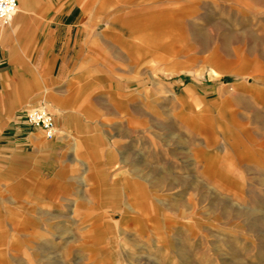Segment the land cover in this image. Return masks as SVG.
<instances>
[{
  "label": "rangeland",
  "instance_id": "rangeland-1",
  "mask_svg": "<svg viewBox=\"0 0 264 264\" xmlns=\"http://www.w3.org/2000/svg\"><path fill=\"white\" fill-rule=\"evenodd\" d=\"M79 4L51 51L94 77L50 83L68 136L42 83L0 103V264H264V0Z\"/></svg>",
  "mask_w": 264,
  "mask_h": 264
},
{
  "label": "crops",
  "instance_id": "crops-1",
  "mask_svg": "<svg viewBox=\"0 0 264 264\" xmlns=\"http://www.w3.org/2000/svg\"><path fill=\"white\" fill-rule=\"evenodd\" d=\"M80 1L19 0V7L12 21L9 24L0 23V83L2 84L0 103L4 105L1 106L4 119L28 98L34 97V94L28 95L26 92L29 90L28 84L42 83L46 87L42 101L48 102L58 120H64L60 132L62 136H68L66 130L72 129L73 126L67 121L71 117V112L64 100L66 96L48 92L50 83L54 81L76 83L82 80L89 81L94 77L90 70V61L87 60L88 58H82L74 65L71 78L64 79L63 76L55 78L52 74L54 67L59 65V58L51 51L62 28L65 27L66 33H69L82 23L85 13L80 8ZM63 43L67 44L66 38ZM64 86L67 91V85ZM48 109L52 113L49 107Z\"/></svg>",
  "mask_w": 264,
  "mask_h": 264
},
{
  "label": "built area",
  "instance_id": "built-area-1",
  "mask_svg": "<svg viewBox=\"0 0 264 264\" xmlns=\"http://www.w3.org/2000/svg\"><path fill=\"white\" fill-rule=\"evenodd\" d=\"M19 0H0V23L9 24L17 13ZM25 122L31 128L41 129L48 140L56 137L53 114L46 106L32 108L25 113Z\"/></svg>",
  "mask_w": 264,
  "mask_h": 264
}]
</instances>
